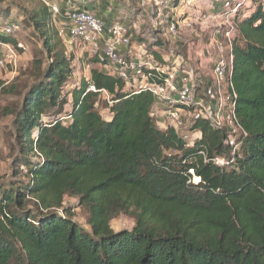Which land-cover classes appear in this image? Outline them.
<instances>
[{
	"label": "trees",
	"instance_id": "obj_1",
	"mask_svg": "<svg viewBox=\"0 0 264 264\" xmlns=\"http://www.w3.org/2000/svg\"><path fill=\"white\" fill-rule=\"evenodd\" d=\"M37 1L21 11L41 48L33 82L9 111L13 182L0 184V264H264V0H251L237 17L236 148L205 121L193 125L201 136L191 146L158 130L151 95L127 93L97 69L64 91L73 56ZM10 16L0 10V21ZM90 83L110 95L109 119ZM0 93L14 89L0 82ZM65 197L78 200L88 231ZM120 215L132 217L131 230L111 229Z\"/></svg>",
	"mask_w": 264,
	"mask_h": 264
},
{
	"label": "built area",
	"instance_id": "obj_2",
	"mask_svg": "<svg viewBox=\"0 0 264 264\" xmlns=\"http://www.w3.org/2000/svg\"><path fill=\"white\" fill-rule=\"evenodd\" d=\"M39 1L48 8L53 23L60 16L57 3ZM250 1L158 0L156 14L161 19L151 20L153 36L149 42L134 38L136 23L106 24L74 5L64 12L66 27L57 31L67 49L76 47L84 58L98 60L101 71L117 79L125 92L150 94L153 103L149 117L158 130H173L191 146L201 136L198 130H192L193 125L205 121L223 130L224 143L236 148L235 138L241 127L236 118V93L231 82L232 52L238 14ZM211 8L220 11L203 13ZM23 30L17 20L0 21V35L14 40V43L0 40L1 69L14 70L21 55L27 52L28 47L19 37ZM184 34H189L190 40L185 44L182 40L184 45L177 46L176 52H169L166 44L180 42ZM159 39L165 44L158 43ZM85 80L89 82L90 77ZM87 92L99 95L97 107L101 98L107 107L112 105L110 95L95 89L91 83ZM68 118L64 116L61 120ZM183 129L187 133L180 135ZM214 163L226 164L221 157L214 158Z\"/></svg>",
	"mask_w": 264,
	"mask_h": 264
},
{
	"label": "rangeland",
	"instance_id": "obj_3",
	"mask_svg": "<svg viewBox=\"0 0 264 264\" xmlns=\"http://www.w3.org/2000/svg\"><path fill=\"white\" fill-rule=\"evenodd\" d=\"M35 1L37 0H3L0 1V10L4 8H8L11 11V16L8 18L16 19L23 26L24 30L19 35L20 39L26 44L28 47L25 55H21L17 62V66L14 70H4L0 68V82L2 83L3 88L14 89V93L2 94L0 93V184H8L13 182V178L11 176L10 165L12 161L13 155V135L14 130L12 127V116L9 114L10 110H13L15 106L19 103L22 92L24 88L33 82V57L36 51H39L41 48L39 39L35 36L32 31V28L28 25V21L26 16L21 12L26 9L28 12L34 7ZM158 0H127V5L130 8L138 7L140 14V20L142 24L135 30L134 38L139 42H149L153 36L151 25L146 24V21L149 20L150 17L152 19H156L158 15L156 14V2ZM38 2V1H37ZM40 4V2H38ZM247 4L243 5V8ZM219 8H211L203 12L204 14L211 12H219ZM164 13V12H163ZM167 15V12L164 14ZM64 13L61 15V18L56 24L55 22L49 23L51 27L56 30L64 29L66 27ZM14 20V21H16ZM155 20V21H156ZM57 22V21H56ZM198 27H196L197 29ZM181 39V37H180ZM186 43V40H190L189 34H184L183 39L178 41H171V43L166 44V48H168L169 52H176L177 46H182V42ZM66 49V48H65ZM66 53L68 55H72L68 49H66ZM73 56V70L74 73L70 79L68 85L64 88V91H69L73 85L80 83V81L85 80L87 77H90L91 69L98 68L99 65L94 62H90V60L84 58L81 54L78 56ZM35 60L43 62L46 60L45 55L36 56ZM88 66V67H86ZM70 99V97H69ZM70 109L69 104L66 105L64 113H67ZM99 113L101 116L106 119L108 116V111L105 108L104 100H102L98 105ZM47 120L46 117L43 118ZM187 133V130L183 129L180 131V135H184ZM192 133L189 134V139L191 140ZM63 205L65 207H69V209L74 213L73 221L77 223L79 226L88 231V227L85 225L86 213L79 208L78 200L71 197H65L63 201ZM134 226V221L132 217L126 215H120L114 220L111 221L110 227L113 231H124L131 230Z\"/></svg>",
	"mask_w": 264,
	"mask_h": 264
},
{
	"label": "crops",
	"instance_id": "obj_4",
	"mask_svg": "<svg viewBox=\"0 0 264 264\" xmlns=\"http://www.w3.org/2000/svg\"><path fill=\"white\" fill-rule=\"evenodd\" d=\"M50 1L56 2L60 10V16L57 17L54 21L56 24H58L61 18V14L65 12V10L69 5H74L79 9L87 10L93 13L96 17L102 19L106 24H111L116 21H121L126 24L136 23L138 28L140 24L143 23V21L141 23L140 20L141 15L138 14L139 8L138 7L130 8V6L127 5V0H50ZM62 19L64 18L62 17ZM158 19L161 18L157 17V20ZM151 20H156V19L155 18L152 19V17H150L149 20L146 21V24L150 25ZM57 30H59V28ZM64 47L66 48L65 45ZM68 51L75 56H78L80 54L78 48L76 47L68 49ZM99 67L100 69L98 68H94V69L101 71L102 66L99 65ZM109 118L110 115L108 114L106 119Z\"/></svg>",
	"mask_w": 264,
	"mask_h": 264
}]
</instances>
